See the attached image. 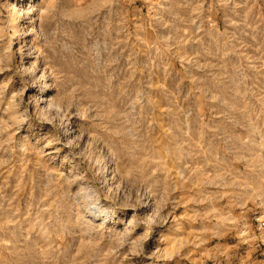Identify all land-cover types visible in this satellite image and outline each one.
I'll return each instance as SVG.
<instances>
[{
    "label": "rangeland",
    "instance_id": "rangeland-1",
    "mask_svg": "<svg viewBox=\"0 0 264 264\" xmlns=\"http://www.w3.org/2000/svg\"><path fill=\"white\" fill-rule=\"evenodd\" d=\"M262 220L264 0H0V264H264Z\"/></svg>",
    "mask_w": 264,
    "mask_h": 264
},
{
    "label": "bare ground",
    "instance_id": "bare-ground-1",
    "mask_svg": "<svg viewBox=\"0 0 264 264\" xmlns=\"http://www.w3.org/2000/svg\"><path fill=\"white\" fill-rule=\"evenodd\" d=\"M19 24H20L19 17L14 18L12 21V25L15 26V28H16L17 26H19ZM18 35H19V38H24V36H26V33L25 32H19ZM20 47L21 46H19V48ZM151 232H152V230H150V228H149V230H147L146 235L151 234Z\"/></svg>",
    "mask_w": 264,
    "mask_h": 264
},
{
    "label": "built area",
    "instance_id": "built-area-1",
    "mask_svg": "<svg viewBox=\"0 0 264 264\" xmlns=\"http://www.w3.org/2000/svg\"><path fill=\"white\" fill-rule=\"evenodd\" d=\"M258 228L264 230V220L260 221Z\"/></svg>",
    "mask_w": 264,
    "mask_h": 264
}]
</instances>
